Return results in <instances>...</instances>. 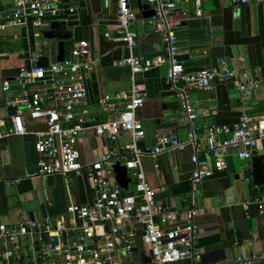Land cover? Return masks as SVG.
<instances>
[{"label":"crops","instance_id":"obj_1","mask_svg":"<svg viewBox=\"0 0 264 264\" xmlns=\"http://www.w3.org/2000/svg\"><path fill=\"white\" fill-rule=\"evenodd\" d=\"M129 1L138 16L144 17L139 2L145 0ZM57 4L60 12L56 17L68 19L69 27L74 30L72 40L65 43L66 56L81 40L88 41L92 50L94 68L86 74L88 95L85 105L96 120L112 117L103 112L101 99L106 94L131 89V70L120 65V61L129 54L166 55V46L158 33L151 27L140 26L138 21L131 24V29L138 34L134 48L108 38L107 32L117 34L118 0H58ZM72 6L77 8L74 13L68 11ZM14 11L15 0H0V23L11 18ZM174 18L180 46L178 59L187 72L218 68L226 59L236 73L233 79L217 78L211 90H190L191 98L200 102L197 141L205 156L211 123L231 126L244 112L256 119L264 118V86L244 95L235 83L245 76L264 78V64H258L257 55V46H260L264 61V5L252 1L234 6L228 0H205L199 15L192 0H180ZM38 31L30 18L24 26L0 32V116L8 121L13 112L5 105L2 86L5 81H10L12 92H21L16 77L21 66L35 62L33 53L39 44ZM47 41L43 53L54 58L57 46ZM168 70L169 65L164 64L138 76L147 93L144 105L137 111L145 129V136L139 142L143 150L154 146L160 135L177 134L185 139L190 131L180 102L166 85ZM25 120L30 132L46 128L45 120H33L27 112ZM128 140L126 134L118 141H110L86 131L78 140L80 160L83 165L90 166L103 153L119 150ZM35 142V135L29 133L0 143V222L14 224L23 215L56 218L66 212L70 200L65 180L60 175L38 176L39 156ZM193 153L190 147L184 151L169 150L157 159L143 157L156 200L165 206L166 227L183 224L185 213L194 207L198 210L196 222L200 227L197 247L204 262H230L238 255L251 257L264 253V212L257 205L264 198V185L256 186L251 179L252 159L240 160L234 151H230L222 171L193 186ZM257 154L264 155V141ZM16 179L20 181L13 184ZM72 182L75 201L89 203L92 190L87 178L73 176ZM34 200L37 205L29 204ZM116 254L121 264H157L143 243L141 230L132 255L122 249ZM189 262V259H183L174 264Z\"/></svg>","mask_w":264,"mask_h":264},{"label":"built area","instance_id":"obj_2","mask_svg":"<svg viewBox=\"0 0 264 264\" xmlns=\"http://www.w3.org/2000/svg\"><path fill=\"white\" fill-rule=\"evenodd\" d=\"M57 1L15 0L14 14L0 23V32L24 26L30 18L38 32L42 31L48 27L49 18L59 14ZM179 1L145 0L155 13L139 17L129 0H118L117 34L107 32L106 36L132 49L138 43V34L131 24L138 21L140 26L151 27L160 35L167 54L150 57L129 54L120 61V65L131 70V89L106 94L101 99L103 112L112 117L96 120L85 105L86 74L94 68L92 50L86 40L76 43L62 61L47 67L35 63L21 66L16 77L21 92L14 94L12 82L3 83L5 105L13 113L9 121L0 116V143L16 135L34 134L38 176H62L70 202L66 212L56 218L23 215L14 224L0 222V264H121L117 250L132 255L140 230L143 243L157 264H174L183 259H189L188 264H264V253L251 257L238 255L230 262H204L197 247L198 210L192 207L185 213L183 224L166 227L165 206L156 200L155 189L146 176L143 157L157 159L169 150L184 151L191 147L194 150L191 182L195 186L222 171L230 151L240 160L252 159L253 151L264 141V118L256 119L244 112L231 126L215 123L208 126L207 154L203 156L197 141L200 102L191 98L190 90H211L217 78L233 79L236 73L226 59L218 68L186 71L178 59L180 46L174 10ZM192 1L200 15L205 0ZM228 1L234 6L252 1L264 5V0ZM76 9L72 6L68 11L74 13ZM47 44L45 40L43 46ZM164 64L169 65L166 85L180 102L190 131L185 139L177 134L160 135L154 146L143 150L139 142L145 136V129L137 111L144 105L147 93L138 76ZM235 83L247 95L264 86V78L245 76ZM26 112L33 120H45L47 130L30 132ZM86 131L110 141H118L126 134L129 140L119 150L103 153L90 166H85L80 160L78 140ZM115 163L129 170L132 184L128 189L118 183ZM73 176L87 178L92 190L89 203L75 201ZM19 181L14 180L13 184ZM258 206L264 212V198L258 201Z\"/></svg>","mask_w":264,"mask_h":264},{"label":"water","instance_id":"obj_3","mask_svg":"<svg viewBox=\"0 0 264 264\" xmlns=\"http://www.w3.org/2000/svg\"><path fill=\"white\" fill-rule=\"evenodd\" d=\"M139 7L141 10H144L143 13L144 17H149L155 13V10L153 8H150V4L146 3L145 1H140ZM37 34H38L39 44L36 46V48H34L35 53H33L34 55L33 61H35L34 62L35 64H39L40 66L47 67L51 63L64 60L66 56L65 43L68 40H72V38L74 37V30L69 27L68 19L66 18L59 19V17H52L50 18L48 27H46L40 32H37ZM44 39L50 40L51 42H53V44L57 46L54 58L45 55L43 53ZM257 55H258V64L262 66L264 64V61L260 46H257ZM30 65L31 64H28L27 66ZM27 114L30 117V113L28 112ZM45 130H47V124ZM252 161H253V173L251 179L253 180L256 186H263L264 185V155L257 154V150H255L253 151ZM114 171L118 183L123 188L128 189L131 184V178L129 177V170L124 165L115 163Z\"/></svg>","mask_w":264,"mask_h":264},{"label":"rangeland","instance_id":"obj_4","mask_svg":"<svg viewBox=\"0 0 264 264\" xmlns=\"http://www.w3.org/2000/svg\"><path fill=\"white\" fill-rule=\"evenodd\" d=\"M34 203H35L36 205L38 204L36 200H34V201H32V202H29V204H32V205H34Z\"/></svg>","mask_w":264,"mask_h":264}]
</instances>
